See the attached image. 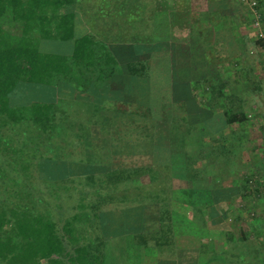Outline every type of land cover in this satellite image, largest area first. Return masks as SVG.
<instances>
[{
    "label": "trees",
    "instance_id": "obj_1",
    "mask_svg": "<svg viewBox=\"0 0 264 264\" xmlns=\"http://www.w3.org/2000/svg\"><path fill=\"white\" fill-rule=\"evenodd\" d=\"M252 1L254 21L264 26V0ZM147 2L0 0V264H101L91 253L116 236L181 256L177 234L199 236L205 220L227 229L242 191L261 196L247 187L254 174L224 186H215L214 175L213 183L199 178L197 163L184 157L188 137L173 110L184 105L188 131L216 135L222 148L226 131L248 122V84L233 87L219 68L225 48L243 68L236 77L254 74L238 31L248 20L245 4L211 0L199 12L166 13ZM87 15L104 17L97 33L86 27ZM136 23L143 28L134 33ZM174 26L187 35L175 36ZM261 41L254 43L264 47ZM70 108L84 111L85 121H74ZM69 133L82 159L68 149ZM124 135L141 151L121 153ZM158 168L189 188H151ZM123 187L134 198L129 204L116 193ZM75 195L74 213L64 218V202Z\"/></svg>",
    "mask_w": 264,
    "mask_h": 264
},
{
    "label": "rangeland",
    "instance_id": "obj_2",
    "mask_svg": "<svg viewBox=\"0 0 264 264\" xmlns=\"http://www.w3.org/2000/svg\"><path fill=\"white\" fill-rule=\"evenodd\" d=\"M92 2L97 0H91ZM193 3H192V2ZM148 0L147 5L148 8L151 11H157L159 9V12H163V10H172V9H181V8H187L189 9L190 5H193V11H202L207 8L209 1L211 0ZM245 4V11L248 12V20L245 24L239 25L241 26L239 28V32L245 36V40L247 41V55L245 57L247 58L248 64H253V70L254 74L249 71V69L244 70L248 75L247 77H236L234 74L238 71V69L243 70L241 67H237L236 65L232 63V59L236 56L233 54V56H229L227 51H225V48L223 49L224 54V61L219 65V68L222 70L223 77H231V85L233 87H240V82H245L248 84V87L244 90H248L244 93L245 102H243V106L248 111V122L244 123L242 125H233L229 128V130L226 131L227 135L226 140L228 141V144L225 148H222L221 146H218L219 144L216 143L217 136L214 135L212 137L205 136L200 128H193L190 132L188 131V124L186 119V112H185V106L184 105H177L173 110L175 112L174 119L178 122V124L182 127L180 129V133L186 131L187 137H188V143L187 148L183 150V153L185 154V159L189 160V162L197 163L198 174H200L199 178L206 179V183H211L212 178H210V175H214V178H216L215 186L220 185H232L235 182L240 181L242 179L243 175L250 176L254 174V177L251 179L250 185L247 184V187L251 190L253 189H259L261 196H254L253 193H250L248 190L242 191L245 195L244 201L238 200L235 204L236 207H243V209H240V212L235 209V206H232L231 219H234L233 224L238 225V223H242L241 221L244 219H255V218H264V47L259 46L254 43L255 41H261L264 42V26L262 24H259L258 22H255L258 18L256 13L253 12V2L252 0H241ZM115 5L116 3L113 2ZM96 4V3H95ZM89 14L94 13L97 7H89L87 5ZM100 8V7H99ZM192 8V7H191ZM115 8H107V10H110L111 12ZM116 11V9H115ZM100 15V14H98ZM256 15V16H255ZM255 16V17H254ZM95 17V16H93ZM109 18V17H107ZM104 17H96L92 19L89 18V15L85 16V24L86 27H90L93 32L97 33V30L99 26L103 23ZM111 20V18H109ZM115 22V19H114ZM143 28L142 26H138L136 23L133 28H130L131 30H137L136 32H139V30ZM185 28V27H184ZM186 29V28H185ZM185 29H177L175 26L172 27V33H174L175 36L183 37L187 35ZM213 40V37L211 36L210 39ZM242 56V65H244V57ZM215 59L218 57V53H215V56H213ZM240 57V55H239ZM231 65V66H230ZM247 66V64H246ZM234 67V68H233ZM228 69V71H227ZM65 112V111H64ZM67 114L72 115V119L77 122H84V111H74V109H69ZM83 115V116H82ZM179 126V127H180ZM183 129V130H182ZM112 137H116V131H113ZM206 138V139H205ZM111 139V138H110ZM190 139V140H189ZM73 140V134L68 135L67 140V147L68 149L71 147L70 143ZM206 140V141H205ZM128 141H131L135 144L136 151H132V148L128 145ZM200 141V142H199ZM209 143L210 148L205 149L202 148L200 144L202 142ZM55 144H61L62 140L54 139ZM123 144H118V149H120L121 153H137L139 150V144L138 140L134 137V139H130L127 136L124 135L123 137ZM130 143V142H129ZM63 144V143H62ZM138 146V147H137ZM71 153L75 158L82 159L80 153V149L77 147L70 148ZM107 153V152H102ZM205 155V156H204ZM99 156V155H98ZM110 161V160H109ZM121 159H115L112 163H119ZM124 161V160H122ZM199 164V165H198ZM159 173L157 172L156 175L160 174L159 177H157V181L155 184L151 186L155 188H169V185L176 184L177 189H187L189 188V183L180 181V180H173L168 179L166 177V174L164 173L163 168L157 169ZM170 173H168L169 175ZM171 175V174H170ZM142 180L139 179L138 182H141ZM213 183V182H212ZM140 184V183H139ZM142 184H144L142 182ZM219 186V187H220ZM51 188L54 187L50 186ZM157 188V189H158ZM44 189L45 194L49 191V188L44 184V182H40L39 191ZM59 190V188H57ZM132 189H135V187H129V191L131 190L132 193L137 192L138 190L133 191ZM73 192V191H72ZM124 190V187L118 188L117 195L121 198L126 195L127 199L125 200L124 204L131 203L134 198L131 196H128ZM68 196V195H67ZM202 199L206 198V196H201ZM77 195H75L72 199H69L64 202L65 207V213L66 216L64 218L69 217L70 215H73V211L71 206L76 205ZM46 204L50 206L49 201L46 199ZM119 201V200H117ZM115 201V202H117ZM114 202L113 205H116ZM173 204L177 205L174 203ZM55 202V199H53V206ZM121 203V202H120ZM55 207V206H54ZM59 210H57L56 214H59ZM62 225V224H61ZM203 230V229H202ZM210 232V231H209ZM204 230L202 231L201 235H203ZM211 234V233H210ZM131 239V240H130ZM105 246L107 247L105 250L107 252L112 251H118L120 249L128 250L133 249L135 251H161V249L158 247L154 250L144 249L142 247V241L141 242H135L134 238H130L127 236H116L111 237L107 239ZM191 249V248H190ZM108 256L109 253H106ZM142 259V258H140ZM189 260L192 261L191 264H193L196 261L200 259H207V254L204 252L201 254L199 251L195 252L191 255V253L188 256ZM230 260H232L229 257ZM147 264H150L148 260H146ZM233 264V263H232Z\"/></svg>",
    "mask_w": 264,
    "mask_h": 264
},
{
    "label": "crops",
    "instance_id": "obj_3",
    "mask_svg": "<svg viewBox=\"0 0 264 264\" xmlns=\"http://www.w3.org/2000/svg\"><path fill=\"white\" fill-rule=\"evenodd\" d=\"M192 10L193 5H190L189 9L163 11L170 13L192 12ZM233 222L234 219H229L227 229H223L209 220L202 221L200 226L204 233L195 237L182 233L180 229L178 232L181 233L177 234L176 239L177 246L183 249L181 256H179L180 250L161 249V251L140 252L133 248L107 252L106 246L102 251H95L96 255L91 253L90 256L98 257L101 264H147L146 260L150 264H175V262L191 264L194 260L188 259L189 254L199 251L201 254L205 252L207 259L195 260L193 264H264V218L244 219L237 226ZM106 253L109 255L107 256Z\"/></svg>",
    "mask_w": 264,
    "mask_h": 264
},
{
    "label": "built area",
    "instance_id": "obj_4",
    "mask_svg": "<svg viewBox=\"0 0 264 264\" xmlns=\"http://www.w3.org/2000/svg\"><path fill=\"white\" fill-rule=\"evenodd\" d=\"M253 5H255V3H253Z\"/></svg>",
    "mask_w": 264,
    "mask_h": 264
}]
</instances>
